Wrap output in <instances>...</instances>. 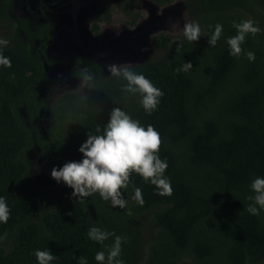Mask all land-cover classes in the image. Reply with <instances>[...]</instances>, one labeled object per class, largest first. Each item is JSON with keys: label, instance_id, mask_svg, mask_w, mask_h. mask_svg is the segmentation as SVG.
<instances>
[{"label": "trees", "instance_id": "trees-1", "mask_svg": "<svg viewBox=\"0 0 264 264\" xmlns=\"http://www.w3.org/2000/svg\"><path fill=\"white\" fill-rule=\"evenodd\" d=\"M150 1L163 7L176 0ZM181 1L189 21L199 22L200 38L159 33L156 55L127 66L162 90L156 110L146 113L138 95L121 91L126 81L104 77L102 67L93 63L84 72L93 79L52 104L46 139L35 124L47 108L38 92L46 75L43 52L34 42L43 35L29 33L24 39L14 32L7 39L3 54L11 67L0 66V196L8 202L10 217L0 223V264H37L36 249L52 251L53 264H76L79 256L97 264L95 252L107 251L114 237L104 244L92 241L87 236L92 225L127 237L120 257L124 264H264V212L247 211L250 182L264 176V0ZM10 4L0 0V25L10 16ZM113 6L132 27L142 17L141 0H114ZM113 6L95 19V33L102 21L112 22ZM244 19L261 28L242 45L255 53L254 61L243 52L230 56L226 43L236 34L233 21ZM216 23L223 25V33L211 46L207 39ZM185 62L192 68L177 71ZM114 107L160 133L170 195L160 194L136 173L122 189L123 209L100 196L67 195L54 204L46 189L23 184L30 172L25 154L35 145L45 148L54 166H62L60 160L78 151L90 133L103 132ZM54 149L60 158L52 156ZM136 187L143 205L133 198ZM140 217L148 218L151 228L142 235L133 226Z\"/></svg>", "mask_w": 264, "mask_h": 264}, {"label": "rangeland", "instance_id": "rangeland-1", "mask_svg": "<svg viewBox=\"0 0 264 264\" xmlns=\"http://www.w3.org/2000/svg\"><path fill=\"white\" fill-rule=\"evenodd\" d=\"M45 5L47 11L42 14L40 2L31 7L26 0H12L10 16L5 26L0 25V39L7 40L14 32L26 39L29 33L36 37L37 26L45 24L47 15L56 14V17L53 16L56 20L46 53L52 63H47L46 79L38 89L47 108L42 111L35 124L44 139L48 137L52 124V104L62 95L79 92L84 88L86 82L82 80V73L90 64H99L106 78L111 77L108 65L144 64L158 52L154 45L157 34L179 36L183 34V25L190 23L188 9L181 0L163 7L150 0H141L142 17L135 27L127 24L123 13L113 6L114 0H45ZM112 6V22L102 21L100 32L95 33L92 29L95 19ZM58 10L60 17L57 16ZM39 41L40 36L34 40L36 47ZM69 154L68 158L60 160L62 165L81 158L77 150H72ZM52 156L60 158L55 149ZM25 159L30 164V172L23 182L25 186L46 189L54 204L71 195L72 188L62 181L57 183L51 177L54 164L44 147L35 145L33 150L25 154ZM92 196L99 197V194ZM49 207L52 208L53 205ZM133 226L141 235L151 230L148 218L140 217L133 222Z\"/></svg>", "mask_w": 264, "mask_h": 264}, {"label": "clouds", "instance_id": "clouds-1", "mask_svg": "<svg viewBox=\"0 0 264 264\" xmlns=\"http://www.w3.org/2000/svg\"><path fill=\"white\" fill-rule=\"evenodd\" d=\"M236 34L226 38L229 55L239 57L241 53L249 61L255 60L253 51L242 48L246 36L255 35L261 31L258 24L252 19L240 22L233 21ZM223 33V25L216 23L214 30L208 37V44L215 46ZM183 35L188 41H197L201 36L199 22H190L183 25ZM9 41L0 39V66L11 67V60L3 54V47ZM111 76L126 81L121 91L125 94L138 95L139 102L144 111L151 114L156 110L163 92L155 86L143 73H138L127 66L116 64L108 65ZM192 68L190 62H185L177 71H187ZM91 74L83 77L84 81H91ZM97 133L101 129L97 127ZM161 145L160 133L151 124L146 127L138 120L132 118L121 107H114L101 134H89L87 139L79 146L82 153L79 161H68L62 166H54L51 177L57 183L61 181L72 188L71 195L77 199H84L98 193L100 198L109 202L113 207L125 208L127 200L122 189H126L132 173L155 186L160 194H171V180L165 175L168 167L167 160L159 155ZM252 194L247 197L250 203L247 211L251 215L264 212V176L257 175L250 182ZM140 205L144 200L142 190L134 188V197ZM10 217V207L4 196H0V223H6ZM87 236L98 244L110 237H114L111 246L105 245L104 249L97 250L94 260L97 264H124L121 259L122 244L127 237L116 235L113 232L92 225L88 228ZM37 264H53L57 259L49 249H36L34 252ZM76 264H87V258L76 257Z\"/></svg>", "mask_w": 264, "mask_h": 264}, {"label": "flooded vegetation", "instance_id": "flooded-vegetation-1", "mask_svg": "<svg viewBox=\"0 0 264 264\" xmlns=\"http://www.w3.org/2000/svg\"><path fill=\"white\" fill-rule=\"evenodd\" d=\"M29 4H30V6L32 7L34 4H37V3H41V12H42V14H44V13H46V11H47V7H46V5H45V0H26ZM46 1H48V0H46ZM11 5H12V0H11V4H10V10H9V12H11L12 11V9H11ZM62 8H63V6H62ZM44 10V11H43ZM10 14V13H9ZM53 16H55L56 17V14H49V15H47V18H48V20L45 22V24H42L41 25V27H39V26H37V29H38V32L40 33L41 32V34L42 35H44L43 36V39L42 38H40V41H39V44H38V46H37V48H38V50H39V52H43V59H44V67H45V71H46V75H45V79H46V76H47V63H52L50 60H49V58L47 57V50H48V41H49V37H50V35H51V33L53 32V26H54V24H55V20H56V18H54L53 19ZM57 16L58 17H60L61 16V13H60V11L58 10V12H57ZM98 18V17H97ZM44 40H45V42H44ZM43 42L45 43V44H43ZM48 60H49V62H48ZM85 72V71H84ZM84 72L82 73L83 74V76H84ZM44 79V80H45ZM42 83V82H41ZM41 85V84H40ZM40 87V86H39ZM39 89V88H38ZM39 92V91H38ZM44 110V109H43ZM43 110H41V113H42V111ZM40 116V115H39ZM37 119H38V117H37ZM36 119V120H37Z\"/></svg>", "mask_w": 264, "mask_h": 264}]
</instances>
